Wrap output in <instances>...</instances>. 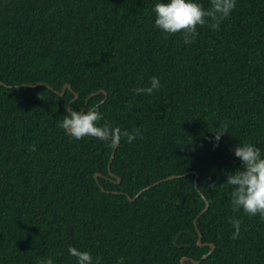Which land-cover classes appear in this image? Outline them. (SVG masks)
Returning <instances> with one entry per match:
<instances>
[{
	"label": "trees",
	"instance_id": "16d2710c",
	"mask_svg": "<svg viewBox=\"0 0 264 264\" xmlns=\"http://www.w3.org/2000/svg\"><path fill=\"white\" fill-rule=\"evenodd\" d=\"M158 2L0 0V264H77L69 247L94 264H264V219L223 185L237 146L264 157V0L188 45L155 27ZM69 106L143 139L112 161L117 143L58 127Z\"/></svg>",
	"mask_w": 264,
	"mask_h": 264
},
{
	"label": "clouds",
	"instance_id": "9594fccd",
	"mask_svg": "<svg viewBox=\"0 0 264 264\" xmlns=\"http://www.w3.org/2000/svg\"><path fill=\"white\" fill-rule=\"evenodd\" d=\"M211 6L205 9L198 0H167L154 5L155 27L168 35L182 34L186 45L195 42L198 36V28L209 26L213 30H219L224 20L230 17L236 7V0H210ZM160 79L153 76L149 87H138L134 89L136 95H152L160 88ZM129 104V108L131 107ZM68 115L58 124L73 139L81 140L85 137H92L105 142L111 141L113 144L126 139L127 143L134 142L137 137L143 139L139 128L131 133L121 130L119 127L113 128L107 122L102 126L100 121L103 115L95 107L87 112L73 111L66 109ZM227 133L226 130L215 132V139L220 141L221 137ZM36 147H30V151H35ZM234 154L242 161V170L235 174L229 173L227 181L223 185L232 186L231 204L234 212L241 209L248 215L255 217L259 215L264 219V157L261 150L250 143H242L234 150ZM215 188V186L213 185ZM232 223L235 232L232 239H237L240 235L241 220L233 219ZM71 256L77 259V264H94L93 257L88 251H81L75 247H69ZM42 264H54L49 258ZM95 264H100V258H95ZM123 264V258L118 262Z\"/></svg>",
	"mask_w": 264,
	"mask_h": 264
},
{
	"label": "water",
	"instance_id": "95a60500",
	"mask_svg": "<svg viewBox=\"0 0 264 264\" xmlns=\"http://www.w3.org/2000/svg\"><path fill=\"white\" fill-rule=\"evenodd\" d=\"M41 84H43V83H39V84H37L36 86H39V85H41ZM45 85H47V84H45ZM47 86L49 87V85H47ZM67 90H71V91H72V87H71L70 84H67V85L64 87L63 91H62L61 93H59V94L63 96V95L66 94ZM106 94H107V93H106ZM107 97H108V94H107ZM78 98H79V95H78L77 93H75V98H74V100H77ZM106 100H107V99H106ZM106 100H105L104 102H106ZM68 109H71V107L69 106ZM120 144H121V142H118L117 145H116V149H115L114 155H113V157H112V161L115 159L116 151L118 150ZM110 169H111V167H110ZM111 175H112L113 177H116V178L118 177L117 175H115V174L112 173V172H111ZM99 176H100V175L97 174V175L95 176L96 179H98ZM173 178H175V177H173ZM120 182H121V179H119V183H120ZM197 184H198V181H197ZM151 188H152V186H151V187H148L146 190L151 189ZM142 193H143V192H141V193L138 195L137 198H139V197L142 195ZM137 198H132V197H130V199H131L132 201H136ZM208 209H209V204H208L206 210H208ZM200 244H201V245H206V243H203V238H202V237H200ZM212 247L215 248V245L212 244ZM207 256H208V255H205L204 258H206ZM188 259H189V257H185V258L183 259L184 264H186V261H187ZM194 262H195V263H200L201 260H195V259H194Z\"/></svg>",
	"mask_w": 264,
	"mask_h": 264
}]
</instances>
